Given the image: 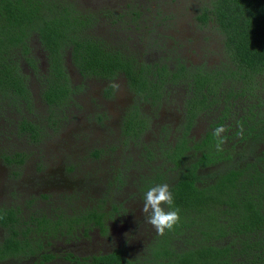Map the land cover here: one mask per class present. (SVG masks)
<instances>
[{"label":"trees","instance_id":"trees-1","mask_svg":"<svg viewBox=\"0 0 264 264\" xmlns=\"http://www.w3.org/2000/svg\"><path fill=\"white\" fill-rule=\"evenodd\" d=\"M129 16L135 23L140 15L131 10L118 19ZM195 19L222 37L224 59L214 68L189 65L178 55L155 60L134 49L132 39L96 35L95 14L79 11L67 0H0V109H32L25 64L39 75L42 101L61 112L73 94L68 56L82 79L107 85V97L122 76L133 97L121 122L122 144L133 147L150 131L165 101L179 95V115L171 119L174 126L162 127L160 143L147 151L146 164L156 166L139 189L143 194L150 185L167 183L181 209L180 223L151 239L134 259L125 258L122 248L75 256L67 247L59 258L68 264H264V0H206ZM33 37L46 57L44 73L32 55ZM137 40L144 45V39ZM150 44L155 42L147 41L152 48ZM144 106L151 111L145 113ZM200 120L206 122L204 132L193 136ZM19 127L32 139L39 136L37 125L24 116ZM217 127L224 129L222 151L216 150L213 136ZM113 176L124 185L121 171ZM108 210L97 205L63 220L41 216L25 222L12 209L0 211V227L7 234L0 260L30 262L36 257L28 263L44 264L57 259L50 248L44 249L51 243L45 239L44 245L43 234H52L45 237L51 240L57 234L90 240L96 228L105 237L106 223L121 217L124 209L111 203ZM174 239L181 244L176 247Z\"/></svg>","mask_w":264,"mask_h":264},{"label":"rangeland","instance_id":"rangeland-1","mask_svg":"<svg viewBox=\"0 0 264 264\" xmlns=\"http://www.w3.org/2000/svg\"><path fill=\"white\" fill-rule=\"evenodd\" d=\"M67 1L79 11L95 14L96 35H109L113 40L132 39L134 49L142 55L147 52L149 58L162 59L166 54L170 59L178 55L189 65L205 68H214L224 59L220 34L210 26L200 27L195 19L198 8L206 0ZM131 10L140 15L135 23L130 16L118 19L119 14ZM149 30L153 32L148 33ZM138 37L144 39V45L137 42ZM147 41L155 45L150 44L152 48H149ZM30 46L39 72L44 73L46 57L36 37L31 39ZM65 64L73 94L72 101L61 112L50 110L42 101L39 75L25 64L23 72L31 92L32 109L23 105L19 113L5 105L0 109V211L12 209L23 222L41 216L63 220L81 215L92 206L102 205L104 211H109L111 203H119L124 210L121 217L113 216L109 224L106 223L107 235L102 237L93 228L91 238L102 252L122 248L125 258L134 259L146 243L159 236L144 220L143 194L139 186L152 175L151 168L156 166L155 162L146 164L147 151L160 143L162 127L174 126L175 121L171 119L179 115L176 111L181 106L179 95L172 93L173 98H168L171 101H165L156 112V120L150 131L141 136V142L127 147L122 144L121 122L133 97L122 76L115 80V90L107 97L104 82L82 79L68 56ZM142 110L146 113L151 108L144 106ZM22 116L37 125L39 136L36 139L20 130ZM205 123L198 121L192 135L202 134ZM19 159H22L20 164ZM142 161L144 165L138 166ZM118 170L124 175V185L113 179ZM105 195L109 200L104 199ZM6 236V231L0 227V243ZM47 236L53 235L43 234L40 238L43 243L45 239L50 241V250L58 256L49 264H67L59 258L61 252L72 244H83L80 240H64L58 234L52 241L45 238ZM174 241L176 247L181 244ZM76 251L78 256H87L96 249ZM24 260L6 257L0 264L30 263L28 258Z\"/></svg>","mask_w":264,"mask_h":264},{"label":"clouds","instance_id":"clouds-1","mask_svg":"<svg viewBox=\"0 0 264 264\" xmlns=\"http://www.w3.org/2000/svg\"><path fill=\"white\" fill-rule=\"evenodd\" d=\"M222 127L213 131L216 137V150L222 151V144L225 142L221 137ZM181 209L175 206L173 191L167 183L150 185L143 193L142 214L147 224H150L160 236L166 232L173 231L180 223Z\"/></svg>","mask_w":264,"mask_h":264},{"label":"flooded vegetation","instance_id":"flooded-vegetation-1","mask_svg":"<svg viewBox=\"0 0 264 264\" xmlns=\"http://www.w3.org/2000/svg\"><path fill=\"white\" fill-rule=\"evenodd\" d=\"M260 91L262 92H264V83L262 84V85H260ZM63 238H64V240L65 239H68V238H66L65 236H63ZM100 238V237H99ZM71 240V239H70ZM52 241V240H51ZM72 241L74 242V241H77V239L75 238V240H74V238L72 239ZM79 241V240H78ZM80 241L83 243V244H80V245H74V244H72L70 247H68V248H70V249H72L73 251H71L75 256H78L76 253H77V251L76 250H79V248H82V249H87V248H90V249H92V250H94V249H96V252L97 251H99L100 249H97V247L96 246H94V242H95V239H93V238H91L90 240L89 239H87V240H85V239H80ZM90 244H92V245H90ZM44 245H45V243H44ZM49 247H51V245H49V246H44V249H47V248H49ZM94 252V251H93ZM92 253V252H91ZM103 253H105V252H103ZM36 259V257H33V258H31V260H30V263L31 262H33V260H35ZM61 260H62V258H61ZM54 261V260H53ZM62 261H64V260H62ZM52 261H49V262H45L44 264H49V263H51ZM64 262H66V261H64ZM67 264L69 263V262H66Z\"/></svg>","mask_w":264,"mask_h":264}]
</instances>
